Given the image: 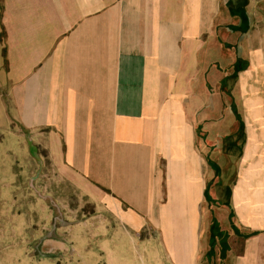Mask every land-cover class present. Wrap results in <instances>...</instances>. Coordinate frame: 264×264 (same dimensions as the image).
I'll use <instances>...</instances> for the list:
<instances>
[{
  "label": "crops",
  "instance_id": "1",
  "mask_svg": "<svg viewBox=\"0 0 264 264\" xmlns=\"http://www.w3.org/2000/svg\"><path fill=\"white\" fill-rule=\"evenodd\" d=\"M0 8V172L69 177L71 264H264V0Z\"/></svg>",
  "mask_w": 264,
  "mask_h": 264
},
{
  "label": "rangeland",
  "instance_id": "2",
  "mask_svg": "<svg viewBox=\"0 0 264 264\" xmlns=\"http://www.w3.org/2000/svg\"><path fill=\"white\" fill-rule=\"evenodd\" d=\"M51 168L0 172V264H71V180ZM55 180L58 191L46 189Z\"/></svg>",
  "mask_w": 264,
  "mask_h": 264
}]
</instances>
